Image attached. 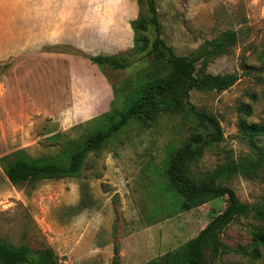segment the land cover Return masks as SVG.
Instances as JSON below:
<instances>
[{"label": "rangeland", "instance_id": "rangeland-1", "mask_svg": "<svg viewBox=\"0 0 264 264\" xmlns=\"http://www.w3.org/2000/svg\"><path fill=\"white\" fill-rule=\"evenodd\" d=\"M123 2L125 21L118 11ZM155 3L160 40L176 56L203 53L209 42L225 32L237 34L233 46L220 54L210 53L197 63L199 77L234 74L238 80L224 92L190 93V103L219 122L224 140L206 148L202 157L190 160L189 176L198 181L229 159H256L264 137L250 140L244 125H264V0ZM147 8L143 0L142 15L147 14ZM131 9L130 0H0V158L23 150L33 159L50 158L64 164L74 146L127 114L148 78L169 75L165 53L133 54V33L131 46L115 54L124 53L121 62L131 66L126 70L104 67L115 92L112 106L92 119L75 116L72 98L80 104L90 93L101 91V84L93 79L96 72L90 67L83 69V79L71 75L70 56L85 59L74 54L84 51L47 41V23L50 28L73 33L70 38L77 36L84 45L93 22L100 24L103 32L115 28L116 37L123 40V24L131 25ZM135 10L139 14L138 5ZM36 25L38 35L43 32L37 41L32 34ZM145 36L147 50L143 54L156 39L155 29L149 27ZM246 108L251 109V115L245 113ZM196 128L192 119L183 115L163 113L150 125L131 119L101 149L88 153L78 175L60 180L15 187L0 164V241L26 246L31 260L49 249L56 264H121L123 236L133 241L125 246L131 264H147L176 250L194 239L224 210L226 202L220 198L181 211L183 199L168 182L170 157ZM226 185L242 203L260 202L264 198V168L256 179L236 175ZM254 231L264 233V223L252 216L236 219L221 233L227 249L214 263L264 264V247L259 248L258 260L234 251L240 246L251 251ZM96 246L104 249L93 251ZM78 248L82 252L75 254ZM92 252L98 254L95 261L89 258Z\"/></svg>", "mask_w": 264, "mask_h": 264}, {"label": "trees", "instance_id": "trees-1", "mask_svg": "<svg viewBox=\"0 0 264 264\" xmlns=\"http://www.w3.org/2000/svg\"><path fill=\"white\" fill-rule=\"evenodd\" d=\"M139 14L131 22L134 33V45L131 51L135 55L152 56L165 53L171 68L165 79L148 78L139 88L138 97L130 105L126 115L121 120L104 131L91 136L83 143L74 146L69 155L64 158V164L50 158L33 159L18 150L0 158V164L9 182L20 187L26 183L44 180H60L79 174L88 153L97 151L131 119H136L143 125L154 123L163 114L183 115L196 124V132L171 157L167 169V179L170 186L181 196L183 203L181 211L187 212L199 208L211 201L225 198L224 210L215 216L206 227L192 240L176 250L160 256L147 264H215L227 249L221 239L223 230L240 217L252 216L264 223V198L252 205L242 203L236 192L226 184L234 176L243 175L247 179H256L258 172L264 168V144L258 148L256 159L240 161L227 160L213 171L196 181L188 174V163L194 157H202L206 148L223 142L224 136L219 122L206 111L197 110L190 103L192 91L224 92L235 85L238 78L229 75H197V63L207 55L220 54L233 46L237 41L235 32H225L220 38L209 42L203 53L191 57L176 56L171 48H167L160 40L158 13L155 0H145L148 6L146 15L141 14L143 0H135ZM149 27L156 32V39L150 50H147L145 33ZM74 54L84 57L96 65L104 73V67L126 70L131 64H124L121 58L124 53L114 56H89L82 52ZM115 93V92H114ZM245 113L251 115V109ZM203 127L204 130L201 128ZM203 131V132H202ZM244 132L253 140L264 137V125H244ZM253 249L240 246L234 251L250 257L252 260L261 258L259 248L264 247V233L254 231L251 235ZM1 264H56L53 252L46 249L40 252L37 260H31L26 246L14 247L0 241Z\"/></svg>", "mask_w": 264, "mask_h": 264}, {"label": "crops", "instance_id": "crops-1", "mask_svg": "<svg viewBox=\"0 0 264 264\" xmlns=\"http://www.w3.org/2000/svg\"><path fill=\"white\" fill-rule=\"evenodd\" d=\"M133 1V2H132ZM135 0H130V4L132 9L129 12V19L128 21H134L138 17L137 11L135 10V5L137 3ZM118 11H121V19L125 21L126 18V10H125V2H123L122 7L118 9ZM119 17V18H120ZM120 20V19H119ZM47 23V22H46ZM89 32H88V44L84 45L86 42L80 41L77 36L70 38L73 33H68V31L65 29L64 32L60 28L57 27L50 28L49 23L46 25V37L45 39L47 41H54L58 44H69L75 48H79L83 50L85 53L89 54L90 56H113L117 54L120 50H126V48L131 46L132 43V35L133 31L130 24H123L125 32V37L123 40L116 37L114 33L113 27L110 29H105L104 32L102 31V28L100 27V24H91L89 26ZM52 29V30H51ZM51 30V31H50ZM38 26L36 25L35 30H32V34L36 37V41L42 39L43 32L40 30V36L38 35ZM42 33V34H41ZM50 39V40H49ZM42 41V40H40ZM83 52V53H84ZM71 55V54H69ZM69 71L72 76L76 75V77H81L83 79L84 77L81 76V73L84 68L90 67L91 69L95 70V74L93 75V79L97 81V83L101 84V91L99 92H92L89 94L88 98L83 99L82 102L77 103V98H72V107L75 108V116L78 119H92L94 117H97L103 113H106L110 106H112L114 101V92H113V86L111 85L108 77L99 70V68L92 64L90 61L83 59L78 56L71 55L69 58ZM70 228V227H69ZM131 242L132 240L128 237L123 236V238L120 240L121 242V249L119 250V257L121 264H131L133 260L127 259V249L126 244L127 242ZM133 242V241H132ZM143 244V241L142 243ZM148 245V243H146ZM99 249V251H102L104 248H100L96 246V249ZM108 249V248H107ZM109 249H112L109 248ZM82 252V248H78L75 251V254H80ZM144 254H141L140 256H143ZM98 254L95 252L90 253L89 258L91 257L92 261H95L97 259ZM134 257V254H133ZM69 259H71L69 257ZM127 261H130L128 263Z\"/></svg>", "mask_w": 264, "mask_h": 264}]
</instances>
